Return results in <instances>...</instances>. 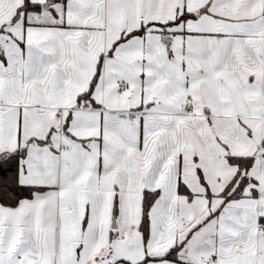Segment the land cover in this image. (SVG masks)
<instances>
[{
  "label": "snow or ice",
  "instance_id": "obj_1",
  "mask_svg": "<svg viewBox=\"0 0 264 264\" xmlns=\"http://www.w3.org/2000/svg\"><path fill=\"white\" fill-rule=\"evenodd\" d=\"M0 264H264V0H0Z\"/></svg>",
  "mask_w": 264,
  "mask_h": 264
}]
</instances>
